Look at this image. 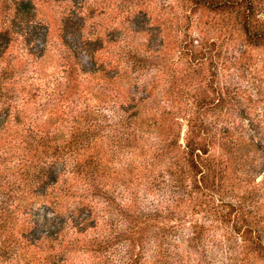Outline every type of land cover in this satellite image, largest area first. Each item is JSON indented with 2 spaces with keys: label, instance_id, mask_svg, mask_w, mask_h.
I'll return each instance as SVG.
<instances>
[{
  "label": "rangeland",
  "instance_id": "374dc122",
  "mask_svg": "<svg viewBox=\"0 0 264 264\" xmlns=\"http://www.w3.org/2000/svg\"><path fill=\"white\" fill-rule=\"evenodd\" d=\"M20 1L0 0V29L10 30L8 43L0 46L2 89L17 95L12 102L20 117L28 116L34 125L47 122L59 140L70 134L78 139L85 136L83 131L73 132V127L84 125L85 112L100 123L96 145L71 153L108 159L104 164L110 169L102 172V162L100 171L107 174L111 200L82 201L92 205L98 222L82 231L65 230L58 243L33 240L55 219L43 201L26 197L21 202L27 214H19L13 227H31L39 219L38 229L24 238L16 230L13 236L0 234V264H264L255 252L241 253L240 240L223 226L208 231L198 247L188 246L183 231L168 228L177 222L178 213L169 220L166 211L173 201L164 183L154 186L162 166L151 164V155L134 151L124 141L117 143L113 131L117 117H107L120 104L127 105L132 93L137 99L148 93L140 104L147 110L207 107L213 71L219 87L241 85L248 111L262 114L264 45L247 42L234 15L249 3L253 18L264 25V0H213L218 6L203 0H23L30 6L24 10L17 9ZM27 18L38 24L29 41L24 33L32 24L27 28ZM199 36H208L209 44H214L211 54L191 56L189 47H180V41L192 38L197 44ZM238 44L245 50L241 59L251 69L242 75L231 70L228 53ZM117 67L130 84L119 83ZM23 94L27 99H22ZM146 135L142 146H152L153 137ZM255 179H264V169ZM250 186L246 181L234 182L231 190L246 196ZM256 188L260 193L254 207L264 215V184ZM62 203L60 211L67 209L68 202ZM155 208L158 217L148 214ZM140 214L150 219L149 226L143 232L132 231L129 221ZM201 215L198 212L196 217ZM5 244L10 248L4 249Z\"/></svg>",
  "mask_w": 264,
  "mask_h": 264
},
{
  "label": "trees",
  "instance_id": "16d2710c",
  "mask_svg": "<svg viewBox=\"0 0 264 264\" xmlns=\"http://www.w3.org/2000/svg\"><path fill=\"white\" fill-rule=\"evenodd\" d=\"M203 2L218 6L213 0ZM27 7H30L29 1L17 3V9ZM253 15L252 5L245 3L234 17L239 18L247 42L264 45L263 22ZM24 20L27 28L32 24L24 33L29 41L38 24L30 23L28 18ZM9 35L8 28L0 29V46L8 43ZM196 39L197 44H193V38L191 42L182 40L180 47H189L191 56L211 54L214 44H209L208 36ZM228 49L232 71L239 70L237 72L241 75L251 71L241 59L245 53L242 44ZM120 71L121 67H117L115 76L119 83L130 84L131 80L122 76ZM216 76L213 71L212 93L207 107H150L147 110L140 108V104L141 100L148 98V93L138 99L132 93L127 105L115 106V114L107 117H117L113 130L117 143L124 141V145L132 146L134 151L151 155V164L162 166V175L154 180V186L160 184L162 187L164 183V191L173 201L166 211L170 214L167 216L169 220L178 213L177 222L167 225L168 228L183 231L188 246L198 247L208 231L223 226L225 231L240 240L241 253L255 252L262 261L264 215H258L259 207H254L258 205L253 200L260 193L256 187L264 184V179L259 182L255 179L264 169V112L248 111L241 85L227 83L219 87ZM3 78L0 76V234L6 233L9 237L15 235L16 230L24 238L35 233L39 219H35L31 227H13L19 214H27L21 201L32 197L31 201H43L55 219L54 225L42 229L40 237L33 240L41 238L61 243L65 230L82 231L89 224L98 222L92 205L82 201L111 200L107 174H104L110 169L104 164L108 159L96 155L77 157L71 153L78 148L96 145L97 132L102 126L85 112L84 125L73 127V132L83 131L85 136L78 139L70 134L68 139L59 140L58 132L46 127L47 122L34 125L28 116L20 117V110L12 102L17 95L2 89ZM27 95L23 94L22 99H27ZM145 134L153 137L152 146H142L147 140ZM102 162L101 171L104 173L100 171ZM240 181L251 184L246 196L231 190L233 183ZM246 198L251 201H244ZM62 201L68 202L64 211L59 209ZM122 211L119 210L121 215ZM198 212L202 213L200 217H196ZM158 213L155 208L148 214L158 217ZM45 217L42 215L43 219ZM148 220L146 214H140L138 219H130L128 228L143 232L149 226ZM70 243L67 242L66 246ZM10 246L5 244L3 248L9 249Z\"/></svg>",
  "mask_w": 264,
  "mask_h": 264
}]
</instances>
